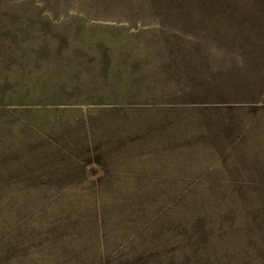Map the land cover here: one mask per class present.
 <instances>
[{"label":"rangeland","instance_id":"1","mask_svg":"<svg viewBox=\"0 0 264 264\" xmlns=\"http://www.w3.org/2000/svg\"><path fill=\"white\" fill-rule=\"evenodd\" d=\"M262 88L264 0H0V264H264Z\"/></svg>","mask_w":264,"mask_h":264},{"label":"trees","instance_id":"2","mask_svg":"<svg viewBox=\"0 0 264 264\" xmlns=\"http://www.w3.org/2000/svg\"><path fill=\"white\" fill-rule=\"evenodd\" d=\"M262 90H264V88H262ZM260 107H258V109H259Z\"/></svg>","mask_w":264,"mask_h":264}]
</instances>
